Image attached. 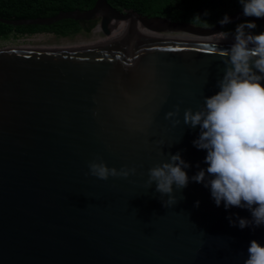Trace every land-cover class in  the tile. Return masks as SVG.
<instances>
[{"label": "water", "instance_id": "1", "mask_svg": "<svg viewBox=\"0 0 264 264\" xmlns=\"http://www.w3.org/2000/svg\"><path fill=\"white\" fill-rule=\"evenodd\" d=\"M95 1L84 12L0 18L14 27L99 18L107 37L112 19L131 20L114 41L0 52V264H244L249 242L264 244V227L230 226L229 212L202 184L174 186L172 206L148 184V170L178 151L193 165L189 176L198 162L206 167V152L192 144L199 129L183 123L184 111L217 91L231 43L145 38L137 23L157 35L199 38L224 28ZM241 13L230 15L232 24ZM97 157L136 171L100 180L88 174Z\"/></svg>", "mask_w": 264, "mask_h": 264}, {"label": "clouds", "instance_id": "2", "mask_svg": "<svg viewBox=\"0 0 264 264\" xmlns=\"http://www.w3.org/2000/svg\"><path fill=\"white\" fill-rule=\"evenodd\" d=\"M237 2L245 19L234 30L223 33L232 42L223 51L225 69L216 82L217 91L204 96L203 105L197 110L184 111L183 123L190 129H199L192 144L206 152L203 160L206 167L198 162L195 165L198 170L189 176L188 170L193 165L178 151L148 170V184L155 183L160 196L168 197L169 206L177 202L174 186L182 190L190 182L202 184L210 191L215 205H223L229 212L226 219L230 226L255 231L264 227V31L256 32L257 20L264 19V0ZM210 16V10L206 9L193 19L206 22ZM233 22L228 13L216 21L221 28ZM178 113L179 106L175 112L167 113L166 118ZM179 123L174 120V124ZM88 169L89 175L100 180L127 178L136 171L127 166L109 167L102 157L90 161ZM162 203L165 206V200ZM199 203L196 201L197 207ZM233 207L247 210L250 216L232 213ZM244 264H264V244L251 240Z\"/></svg>", "mask_w": 264, "mask_h": 264}, {"label": "trees", "instance_id": "3", "mask_svg": "<svg viewBox=\"0 0 264 264\" xmlns=\"http://www.w3.org/2000/svg\"><path fill=\"white\" fill-rule=\"evenodd\" d=\"M118 11H132L148 17H161L174 22L189 23L200 27H212L225 13L229 15L242 11L237 0H106ZM95 0H0V18L23 20L49 18L60 12L89 11ZM210 10L211 16L197 22L195 14ZM239 23V22H237ZM237 23L228 25L223 32L234 30ZM95 27V21L62 20L51 26H9L0 23V40L15 35L51 33L69 37L81 32L88 34ZM264 31V24L258 23L256 32Z\"/></svg>", "mask_w": 264, "mask_h": 264}, {"label": "rangeland", "instance_id": "4", "mask_svg": "<svg viewBox=\"0 0 264 264\" xmlns=\"http://www.w3.org/2000/svg\"><path fill=\"white\" fill-rule=\"evenodd\" d=\"M95 27L88 34L84 32L69 36V37H59L51 33H38L32 35H13L7 40H0V52L16 48H31L45 45H55V46H66V45H88L93 44L100 40L108 39L100 30H97L99 25V18L95 20ZM224 33V32H223ZM223 33L218 34L213 37H219L225 39ZM171 37L179 36V34H163Z\"/></svg>", "mask_w": 264, "mask_h": 264}, {"label": "bare ground", "instance_id": "5", "mask_svg": "<svg viewBox=\"0 0 264 264\" xmlns=\"http://www.w3.org/2000/svg\"><path fill=\"white\" fill-rule=\"evenodd\" d=\"M100 14V13H99ZM131 20H120V19H112L109 23V28L112 30V35L105 40H100L97 41L95 43H101V42H107V41H114L116 40L120 34L123 33V31L130 25ZM137 26L139 28V30L141 31V35L144 36L145 38H159V39H183V40H201V41H216V42H226V43H231V38H225L222 39L219 37H210V38H199V37H193L187 34H179V36L176 37H171L168 35H157V34H153L151 32H148L145 27L143 26L142 23L138 22ZM97 30L99 29V26L97 27ZM93 43V44H95ZM92 44V43H91ZM89 45V44H88ZM79 46H83V45H79Z\"/></svg>", "mask_w": 264, "mask_h": 264}]
</instances>
